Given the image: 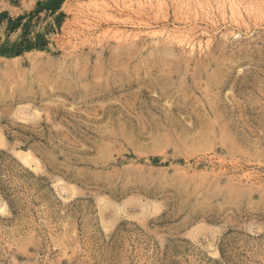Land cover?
<instances>
[{
  "label": "rangeland",
  "instance_id": "1",
  "mask_svg": "<svg viewBox=\"0 0 264 264\" xmlns=\"http://www.w3.org/2000/svg\"><path fill=\"white\" fill-rule=\"evenodd\" d=\"M52 1L0 0V264H264V0Z\"/></svg>",
  "mask_w": 264,
  "mask_h": 264
},
{
  "label": "trees",
  "instance_id": "2",
  "mask_svg": "<svg viewBox=\"0 0 264 264\" xmlns=\"http://www.w3.org/2000/svg\"><path fill=\"white\" fill-rule=\"evenodd\" d=\"M63 0H53L52 2V10H55V9H57L58 7H59V5H60V3L62 2ZM19 18H21V17H19ZM18 18V19H19ZM42 45H44L43 43L41 44V45H39L40 47H43ZM32 47H34V45L33 44H28V45H24L23 43L22 44H19L18 45V48H16V50L13 52V54L14 55H18V54H20L22 51H24L25 49H30V48H32Z\"/></svg>",
  "mask_w": 264,
  "mask_h": 264
},
{
  "label": "bare ground",
  "instance_id": "3",
  "mask_svg": "<svg viewBox=\"0 0 264 264\" xmlns=\"http://www.w3.org/2000/svg\"><path fill=\"white\" fill-rule=\"evenodd\" d=\"M235 1H236V0H235ZM235 1H234V0H229V3H228V4H230L229 8H231V10H234V9L237 10V9H238V8L236 7V6H238V5H236ZM227 2H228V1H227ZM220 3H221V2H220ZM220 3H219V4H220ZM238 3H239V2H238ZM251 3H252V2H251ZM251 3H250V4H251ZM151 4H152V3H151ZM156 4H157V3H156ZM170 4H171V3H170ZM248 4H249V3H248ZM248 4H247V5H248ZM192 5H193V4H192ZM216 5H217V4H216ZM220 5H221V4H220ZM172 6H173V5H172ZM204 6H205V5H204ZM214 6H215V5H214ZM221 6H222V5H221ZM226 6H227V5H226ZM242 6H243V5H242ZM254 6H255V4H254ZM223 7H224V6H223ZM246 7H247V6H246ZM251 7H252V6H251ZM255 7H256V6H255ZM244 8H245V7H244ZM130 9H131V8H130ZM219 9H220V8H219ZM248 9H249V8H248ZM262 9H263V8H262ZM155 10H156V9H155ZM244 10H245V9H244ZM253 10H254V9H253ZM257 10H258V9H257ZM260 10H261V9H260ZM263 10H264V9H263ZM209 11H210V10H209ZM216 11H217V10H216ZM223 11H224V10H223ZM156 12H157V11H156ZM252 12H253V11H252ZM263 12H264V11H263ZM232 13H233V12H232ZM176 14H177V13H175V15H176ZM179 14H180V13H179ZM219 14H220V13H219ZM257 14H258V13H257ZM198 15H199V14H198ZM203 15H204V14H203ZM235 15H236V14H235ZM261 15H262V14H261ZM190 17H191V16H190ZM178 19H179V18H178ZM182 19H183V18H182ZM203 19H204V18H203ZM207 19H208V18H207ZM228 19H229V18H228ZM245 27H246V26H245ZM174 33H176V31H174ZM231 33H232V32H231ZM231 33H230V34H231ZM234 34H235V33H234ZM179 35H180V34H179ZM179 35H178V36H179ZM134 36H135V35H134ZM174 37L177 38V34H176V36H174ZM179 37H180V36H179ZM179 37H178V38H179ZM175 38H174V39H175ZM123 40H124V39H123ZM180 41H181V39H180ZM190 45H192V44H189V46H190ZM192 46H193V45H192ZM179 47H180V46H179ZM191 48H192V47H191Z\"/></svg>",
  "mask_w": 264,
  "mask_h": 264
}]
</instances>
